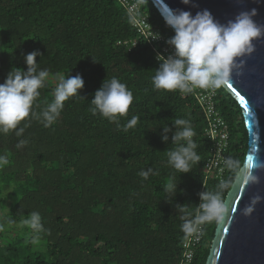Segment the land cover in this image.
<instances>
[{
  "label": "trees",
  "instance_id": "1",
  "mask_svg": "<svg viewBox=\"0 0 264 264\" xmlns=\"http://www.w3.org/2000/svg\"><path fill=\"white\" fill-rule=\"evenodd\" d=\"M138 2L151 27L169 40L174 31L154 2ZM34 50L49 71L37 112L52 102L59 76L79 74L83 98L66 101L51 127L33 119L20 137L0 134V155L10 161L0 169V206L9 201L6 216L22 224L28 213L39 212L48 230L33 244L30 227H4L0 264H178L188 235L175 205L187 204L195 214L198 194L217 191L221 182L230 185L221 193L225 200L240 171L224 166L221 179L214 169L205 177L211 141L194 93L154 88L156 53L118 0H0V83L13 67L26 71L24 56ZM113 77L133 93L119 129L89 111L94 92ZM214 91V109L228 130L223 154L241 168L247 150L242 108L224 85ZM133 116L139 122L125 131ZM178 118L191 121L201 157L180 175L167 164L172 132L161 141V125L174 131ZM21 139L28 143L17 148ZM148 168L159 175L144 180L139 173ZM170 182L178 186L168 201L163 189ZM216 225L201 226L189 264L206 263Z\"/></svg>",
  "mask_w": 264,
  "mask_h": 264
},
{
  "label": "clouds",
  "instance_id": "2",
  "mask_svg": "<svg viewBox=\"0 0 264 264\" xmlns=\"http://www.w3.org/2000/svg\"><path fill=\"white\" fill-rule=\"evenodd\" d=\"M190 2L191 0H181L185 5ZM163 15L165 24L174 30V35L166 41L173 48V52L167 56L159 53L156 56L159 67L152 78L156 90L189 94L197 88H219L229 81L233 72L240 74L245 63L243 58L255 50L253 42L264 37V24L253 19L257 15L255 8L240 11L226 23L216 20L207 9L198 11L193 16L189 11L165 7ZM152 38L158 39L159 34L154 33ZM39 55L36 50L26 54L24 60L27 70L13 67L4 82L0 83V134L8 135L14 132L20 137L33 119L43 123L46 128L51 127L60 117L66 101L73 97L83 98L79 95V90L83 88L84 81L79 74L74 77L59 76L52 102L37 112L39 105L36 102L41 96L40 90L46 86L49 77L48 69H42L36 61ZM90 103L89 111L92 115L99 114L109 122L116 123L119 129L120 118L127 116L133 103V93L126 84L113 77L102 82ZM139 120L140 117L133 116L124 130L134 127ZM21 122H24L22 127ZM172 124L174 131L166 124L161 125L162 142L167 143L168 133L172 132L171 144L174 148L167 150V164L179 175L189 173L201 160L196 151L198 145L193 140L196 133L188 119L178 118ZM27 143V139H21L16 147L22 148ZM9 163L6 154L0 155V169ZM224 166L238 172L240 162L226 158ZM248 169L244 182L248 185L258 184L260 177L257 172L264 170V162L249 163ZM139 175L147 180L150 175H159V170L148 168L141 170ZM177 186L178 183L170 182L163 189V198L171 200L177 192ZM229 187L228 183L221 182L217 191L199 193L200 203L196 205L195 214L189 210V205L176 204V212L181 214L180 218L184 221L181 225L182 231L191 236L200 231L204 224L222 222L229 214V208L221 193ZM262 199L264 198L260 195L251 197L250 202L241 210L242 214L249 216ZM27 216L23 225L33 230L34 236L30 242L38 244L41 235L48 230L44 228L39 212L32 211ZM12 222L10 217L0 216V231L4 229L5 224Z\"/></svg>",
  "mask_w": 264,
  "mask_h": 264
},
{
  "label": "water",
  "instance_id": "3",
  "mask_svg": "<svg viewBox=\"0 0 264 264\" xmlns=\"http://www.w3.org/2000/svg\"><path fill=\"white\" fill-rule=\"evenodd\" d=\"M152 1L162 15L165 7L189 11L193 16L207 9L221 23L233 19L240 11L255 8L254 21L264 24V0H191L189 5L181 0ZM253 43L255 50L243 58L245 63L240 74L233 72L224 84L242 108L247 150L243 165L225 197L229 214L216 225L205 264H264V199L255 205L249 216L241 211L251 197L264 198V170L257 172L258 184L244 182L249 163L264 162V37Z\"/></svg>",
  "mask_w": 264,
  "mask_h": 264
},
{
  "label": "built area",
  "instance_id": "4",
  "mask_svg": "<svg viewBox=\"0 0 264 264\" xmlns=\"http://www.w3.org/2000/svg\"><path fill=\"white\" fill-rule=\"evenodd\" d=\"M126 12L130 15L133 23L137 26L138 30L150 43L153 50L157 54L169 55L173 52V48L166 45L158 48L155 45L157 41H167L157 29L151 27L148 22L146 13H141L140 4L138 0H118ZM154 33L159 34L158 39H153ZM197 101L202 107L207 120V134L211 141V154L206 164L205 177H207L211 170L214 169L218 177L222 178L224 171V161L226 159L223 151H225L228 144V130L224 119L219 115L218 111L214 109L213 96L214 89H195L193 91ZM202 228L196 234L187 236L183 241V249L180 255L178 264H189L193 257V248L199 243L202 236Z\"/></svg>",
  "mask_w": 264,
  "mask_h": 264
},
{
  "label": "rangeland",
  "instance_id": "5",
  "mask_svg": "<svg viewBox=\"0 0 264 264\" xmlns=\"http://www.w3.org/2000/svg\"><path fill=\"white\" fill-rule=\"evenodd\" d=\"M8 206H9V201H7L6 205L4 207L0 206V216H6V212L8 210ZM12 223H7L5 224L4 227H8V226H15L16 228H18L19 230H23V224L21 222H16L14 220H12Z\"/></svg>",
  "mask_w": 264,
  "mask_h": 264
},
{
  "label": "snow or ice",
  "instance_id": "6",
  "mask_svg": "<svg viewBox=\"0 0 264 264\" xmlns=\"http://www.w3.org/2000/svg\"><path fill=\"white\" fill-rule=\"evenodd\" d=\"M243 99V98H242Z\"/></svg>",
  "mask_w": 264,
  "mask_h": 264
}]
</instances>
